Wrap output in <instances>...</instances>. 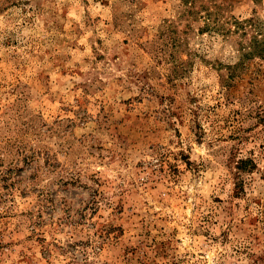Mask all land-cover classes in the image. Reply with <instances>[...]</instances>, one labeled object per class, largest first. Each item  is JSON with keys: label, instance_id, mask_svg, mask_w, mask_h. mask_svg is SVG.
Wrapping results in <instances>:
<instances>
[{"label": "rangeland", "instance_id": "1", "mask_svg": "<svg viewBox=\"0 0 264 264\" xmlns=\"http://www.w3.org/2000/svg\"><path fill=\"white\" fill-rule=\"evenodd\" d=\"M253 36L264 0H0V264H264Z\"/></svg>", "mask_w": 264, "mask_h": 264}, {"label": "trees", "instance_id": "2", "mask_svg": "<svg viewBox=\"0 0 264 264\" xmlns=\"http://www.w3.org/2000/svg\"><path fill=\"white\" fill-rule=\"evenodd\" d=\"M254 28L257 29V33L259 35L260 29L257 26ZM251 47H252L253 51L249 52L247 55H255V54L262 55V54H264V39L259 40V39H257L256 36H253L251 43H250V48Z\"/></svg>", "mask_w": 264, "mask_h": 264}]
</instances>
